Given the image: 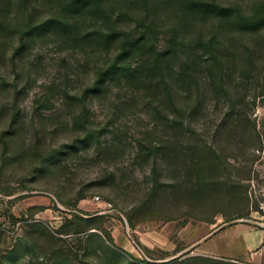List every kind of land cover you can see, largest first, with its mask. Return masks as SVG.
Segmentation results:
<instances>
[{"label": "rangeland", "instance_id": "rangeland-1", "mask_svg": "<svg viewBox=\"0 0 264 264\" xmlns=\"http://www.w3.org/2000/svg\"><path fill=\"white\" fill-rule=\"evenodd\" d=\"M76 1L0 0V264H244L176 248L261 217L264 0Z\"/></svg>", "mask_w": 264, "mask_h": 264}, {"label": "crops", "instance_id": "crops-1", "mask_svg": "<svg viewBox=\"0 0 264 264\" xmlns=\"http://www.w3.org/2000/svg\"><path fill=\"white\" fill-rule=\"evenodd\" d=\"M184 230L188 228L182 227L180 232ZM191 233L192 238H189L186 247L181 250L176 248V252L195 251L203 256L239 260L244 264H264V251L254 254L262 244L263 232L252 221L241 219L222 224L216 221L208 227H196ZM155 240L160 244L168 242L163 236Z\"/></svg>", "mask_w": 264, "mask_h": 264}, {"label": "built area", "instance_id": "built-area-1", "mask_svg": "<svg viewBox=\"0 0 264 264\" xmlns=\"http://www.w3.org/2000/svg\"><path fill=\"white\" fill-rule=\"evenodd\" d=\"M95 199L98 202L103 204L102 208H106V209L112 208V204L108 201H104L103 199H101L100 196H96ZM258 212L261 213V217H259V218L254 217V220H251V221H253L256 224V226H258L262 229L263 241H262L260 248L258 250H256L254 252V254L261 253L262 251H264V201H262L260 203ZM19 225H20V222H17L16 224H14V227L17 228ZM2 230H4V229H3L2 224H0V231H2Z\"/></svg>", "mask_w": 264, "mask_h": 264}, {"label": "trees", "instance_id": "trees-1", "mask_svg": "<svg viewBox=\"0 0 264 264\" xmlns=\"http://www.w3.org/2000/svg\"><path fill=\"white\" fill-rule=\"evenodd\" d=\"M76 3H79V0H77Z\"/></svg>", "mask_w": 264, "mask_h": 264}]
</instances>
